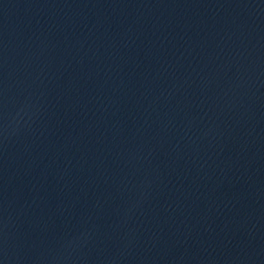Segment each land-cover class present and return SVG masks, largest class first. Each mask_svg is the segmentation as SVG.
<instances>
[{
  "label": "water",
  "instance_id": "95a60500",
  "mask_svg": "<svg viewBox=\"0 0 264 264\" xmlns=\"http://www.w3.org/2000/svg\"><path fill=\"white\" fill-rule=\"evenodd\" d=\"M0 264H264V0H0Z\"/></svg>",
  "mask_w": 264,
  "mask_h": 264
}]
</instances>
